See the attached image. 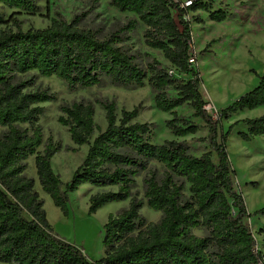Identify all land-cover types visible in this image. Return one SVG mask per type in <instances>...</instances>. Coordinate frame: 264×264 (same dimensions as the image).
Masks as SVG:
<instances>
[{"label": "trees", "instance_id": "16d2710c", "mask_svg": "<svg viewBox=\"0 0 264 264\" xmlns=\"http://www.w3.org/2000/svg\"><path fill=\"white\" fill-rule=\"evenodd\" d=\"M100 1L94 0L96 5ZM108 1L133 18L105 36L84 27L80 17L70 23L53 19L46 29L25 31L17 15L40 13L39 0H0V263L264 264L247 223L251 214L235 188L227 149L240 124L247 127L239 133L243 141L264 137V116L236 122L223 131V122L232 116L264 107V74L254 90L211 115L201 93V73L189 63L195 57L189 14L206 13L217 23L232 18L231 14L215 11V0H198L190 8L173 0ZM4 9L16 12L7 17ZM193 19L205 23L200 15ZM141 26L145 45L161 52L170 67L129 47L132 34ZM218 42L211 41L200 54ZM32 74L55 77L72 91L106 84L123 89L148 85L156 109L172 116L166 127L174 139L154 144V125L135 122L139 108L123 110L119 119L116 104L103 102L107 129L102 132L95 124L92 103L62 106L65 117L60 122L69 128L74 145L89 146L71 182L63 184L52 166L61 148L45 145L38 125L45 114L41 105L55 102L56 97L49 90L29 92L35 80L24 78ZM186 105L194 111L192 117L179 115ZM192 118L205 123L208 137L187 140L200 130ZM96 131L99 134L91 142ZM193 143L208 144L209 149L196 155ZM33 157L41 190L65 218L70 194L85 185L117 189L93 196L90 216L108 204L130 200L129 208L109 216L104 226L105 257L93 261L83 248L54 232L36 179L28 174ZM139 178L147 206L163 214L158 224H148L141 215L143 201L136 197ZM256 215L264 216V208ZM196 230L202 235H196Z\"/></svg>", "mask_w": 264, "mask_h": 264}, {"label": "rangeland", "instance_id": "374dc122", "mask_svg": "<svg viewBox=\"0 0 264 264\" xmlns=\"http://www.w3.org/2000/svg\"><path fill=\"white\" fill-rule=\"evenodd\" d=\"M39 6L41 12L36 15L26 13L17 15L25 31L46 29L50 27L53 19H62L70 23L76 17H80L84 27L106 36L125 24L128 19L133 18L132 14L115 10L108 0H102L97 5L94 0H39ZM214 10L225 11L231 14L232 18L223 23H217L211 21L206 13H191L187 17L193 25L192 53L195 55L197 70L202 77L201 93L205 101L209 102L211 115L226 109L238 96L253 90L264 73V0H215ZM2 12L10 17L16 11L4 9ZM173 15L176 17V12H173ZM195 15H200L205 23H194ZM144 30L145 27L141 26L132 34V40L128 43L129 47L142 55L150 54L165 67H170L161 52L149 49L145 45ZM213 40L219 42L212 45L208 52L200 54ZM24 79L35 80V85L29 88V92L49 90L56 97L55 102L41 105L45 108V114L38 125L42 129L44 144L61 148L53 158L52 166L63 184L71 182L76 170L85 161L89 146L74 145L69 128L60 122V119L65 117L61 111L62 106L92 103L96 108L95 124L102 132L107 129L103 102L116 104L119 119L123 110L133 111L139 108V117L135 122L154 125V144H162L174 139L166 127V122L171 120L172 116L156 109L154 95L148 85L145 88L123 89L106 84L102 87L72 91L55 77L46 79L32 74ZM178 113L181 116L192 117L194 111L186 105L180 108ZM240 119L244 118L237 114L229 121H224L223 131H227ZM192 121L200 125V130L195 136H189L187 140L208 137L209 132L205 123L195 118H192ZM244 127L245 125H238L228 140L227 149L235 171V188L243 195L251 214L247 223L257 240L258 251L264 255V216L256 215L257 211L264 208V137H256L251 142H245L238 133ZM98 134L99 131H96L91 142ZM192 147L196 155H201L209 149L208 144L193 143ZM43 150L44 148L41 149ZM154 166L162 173L161 167ZM28 174L36 179V190L45 203L44 209L54 232L66 242L83 248L85 254L93 261L105 257L104 226L109 216H117L127 210L130 200L108 204L95 215L90 216L91 198L109 191H117V189H100L85 185L77 192L70 194L69 217L65 218L50 196L41 190L36 176L34 157L29 160ZM137 182L136 197L143 201L141 215L148 224L160 223L163 214L147 206L142 178H139ZM195 234L202 235L197 230Z\"/></svg>", "mask_w": 264, "mask_h": 264}, {"label": "crops", "instance_id": "0c3cea01", "mask_svg": "<svg viewBox=\"0 0 264 264\" xmlns=\"http://www.w3.org/2000/svg\"><path fill=\"white\" fill-rule=\"evenodd\" d=\"M202 12H199V13H197V14H201ZM205 22V21H204ZM192 28H193V25H192ZM264 74V73H263ZM262 74V75H263ZM261 75V76H262ZM258 85H259V83H258ZM257 85V86H258ZM256 86V87H257ZM255 87V88H256ZM254 88V89H255ZM253 89V90H254ZM252 91V90H251ZM250 92V91H249ZM245 95V94H244ZM244 95H240V96H238L232 103H231V105L234 103V102H236L237 100H239L242 96H244ZM209 103V102H208ZM229 107V106H228ZM262 110V111H261ZM261 110H260V108L259 109H257V110H253V111H244V112H241V113H239L238 114V116H242V118H244V119H240V120H238L237 122H239V121H244V120H247V119H256V118H260V117H262V116H264V107H261ZM235 124V123H234ZM240 125H243L244 126V124H240ZM238 127V126H237ZM237 127L234 129V131L237 129ZM247 127H246V125H245V127L244 128H242V130L240 131V132H246L247 131V129H246ZM233 131V132H234ZM225 132H227V131H225ZM240 132H238V133H240Z\"/></svg>", "mask_w": 264, "mask_h": 264}, {"label": "built area", "instance_id": "2783aa9c", "mask_svg": "<svg viewBox=\"0 0 264 264\" xmlns=\"http://www.w3.org/2000/svg\"><path fill=\"white\" fill-rule=\"evenodd\" d=\"M173 1H174L175 3H179V2H181V7H182V8H190V7H192L193 4H194L195 2H197L198 0H185V1H181V0H173ZM192 54H193V53H192ZM189 63H190L191 65H193V66H196V59H195V57L191 56V58H190V60H189ZM170 74H171V75H176L175 71H173V70L170 71ZM207 110H208V111L210 110L209 105H208V107H207ZM215 115H216V114H215Z\"/></svg>", "mask_w": 264, "mask_h": 264}, {"label": "bare ground", "instance_id": "6f19581e", "mask_svg": "<svg viewBox=\"0 0 264 264\" xmlns=\"http://www.w3.org/2000/svg\"><path fill=\"white\" fill-rule=\"evenodd\" d=\"M206 84V83H205ZM205 86V85H204Z\"/></svg>", "mask_w": 264, "mask_h": 264}]
</instances>
